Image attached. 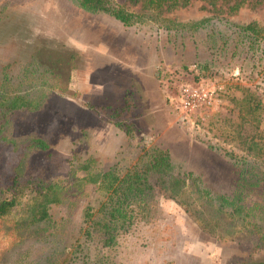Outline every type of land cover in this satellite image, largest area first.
I'll use <instances>...</instances> for the list:
<instances>
[{"label": "rangeland", "instance_id": "rangeland-1", "mask_svg": "<svg viewBox=\"0 0 264 264\" xmlns=\"http://www.w3.org/2000/svg\"><path fill=\"white\" fill-rule=\"evenodd\" d=\"M208 8L195 0L169 15L186 21L211 14ZM233 18H257L264 23V1L248 0ZM197 62L192 47H176L153 22L126 26L108 13L82 9L75 0H0V84L5 74L18 83L25 71H31L32 79L41 80L32 83L35 90L30 96H40L38 90L55 92L45 110L34 112L35 119L41 124L47 121L48 129L56 125L55 112L69 118L57 144L48 151L33 150L29 156L31 169L44 166L49 180L59 189L70 190L67 203L57 207L58 219L67 217L66 243L81 231L84 206L98 197L96 185L84 182L87 173L81 166L90 163L93 173L107 170L117 153L132 142L143 150L153 144L169 150L174 169L165 183L168 189L159 188L149 197L147 219L141 215L119 239L111 253L117 263L235 264L255 247L253 231L256 227L264 231V153L262 158L250 155L245 164L225 151L246 156L242 135L257 133L264 144V77L249 64L221 65L203 72ZM208 83L224 86V92L213 106L194 113V124H183L177 101L180 85ZM245 88L263 101L256 120L245 115L244 98L249 95ZM126 96L136 105L132 141L109 119L124 106ZM100 107L107 111L95 109ZM179 175L187 182L178 196L188 207L171 197ZM29 179L26 175L22 186ZM75 185L80 186L79 194L72 190ZM41 194L38 185L24 189L12 219L20 223L29 218L28 207L40 202ZM3 195L11 197L10 192ZM220 196L242 207L243 218L236 226L228 215L230 205L225 208L229 213H219ZM194 217L216 233L205 231ZM1 228L0 264H15L25 255L22 262L30 261L43 248L26 239L19 242V249L7 250L13 238H2ZM251 259L264 260V250Z\"/></svg>", "mask_w": 264, "mask_h": 264}, {"label": "trees", "instance_id": "trees-1", "mask_svg": "<svg viewBox=\"0 0 264 264\" xmlns=\"http://www.w3.org/2000/svg\"><path fill=\"white\" fill-rule=\"evenodd\" d=\"M75 1L88 12L108 13L126 26L149 22L157 24L170 41H174L176 47L193 48L200 61L196 64L200 71L212 72L221 65L231 67L233 64H249L264 77V23L257 18L247 21L233 18L248 0H199L210 7L208 10L212 13L186 21L169 13L186 7L195 0ZM262 1L264 0H256L257 3ZM203 55L205 60H202ZM42 73L45 72H39L38 75H43ZM30 74L31 71H25L21 75L23 81L18 83L14 82L12 76L5 74V82L0 84V226L4 235L2 238H13L6 249H19V242L26 239L43 247L32 255L30 261L22 262L27 258L25 255L23 259L16 260L15 264H121L113 259L111 253L117 247L119 239L138 223L137 219H141V215L145 219L150 215L149 197L159 188L164 189L166 180L173 175L172 155L169 150L157 144L143 150L140 146L138 148V144L130 142L125 150L117 153L115 161L107 170L100 169L93 173L90 163L81 166L87 173L84 182L96 185L94 192L98 197L84 206L81 212V231L74 241L66 243L67 233L63 226L67 217L58 219L57 207L67 203L70 190L59 189L55 182L49 180L44 166L31 169L29 156L33 150L48 151L57 144L66 133L69 118L63 113L55 112L58 116L54 117L56 125L48 129L47 121L41 124L35 119L34 112L45 110L55 92H50L52 89L45 92L38 90L40 96H30L32 90H35L32 83L41 80L39 77L32 79ZM245 89L249 92L248 98H244L247 110L245 115L249 114L252 120H256L263 101L253 91ZM95 109L100 113L107 111L104 107ZM135 110L132 98L126 96L124 106L109 115L110 121L127 135L129 141L133 140L136 129L132 122ZM242 138L247 143L245 149L248 154L245 156L237 151L226 150L227 156L245 164L251 161V156L263 157L261 135H242ZM75 171L74 169L73 172ZM26 175L30 179L22 186ZM175 179V194L171 197L188 207V203L178 196L186 185V178L179 175ZM37 185L39 191H42V200L28 207L29 218L20 223L15 222L12 214L22 203L20 195L24 189ZM76 187L77 185L72 187V190L79 194L80 186ZM7 192H10L11 197L3 195ZM237 202L222 196L216 202L220 214L229 213L225 211L227 205L232 207L228 215L233 226L243 218L242 207L237 206ZM187 210L189 211L188 208ZM194 218L205 231L216 233L204 227L198 218ZM17 231L21 233L14 240ZM253 233L256 238L255 247L248 249L249 256L245 255L242 261L235 264H264V260L251 259L255 252L264 250V231L256 227ZM221 237L225 239L227 236L221 234Z\"/></svg>", "mask_w": 264, "mask_h": 264}, {"label": "built area", "instance_id": "built-area-1", "mask_svg": "<svg viewBox=\"0 0 264 264\" xmlns=\"http://www.w3.org/2000/svg\"><path fill=\"white\" fill-rule=\"evenodd\" d=\"M223 92L224 86L216 83L180 85L177 101L183 113L181 122L194 124V113L203 107L213 106Z\"/></svg>", "mask_w": 264, "mask_h": 264}]
</instances>
